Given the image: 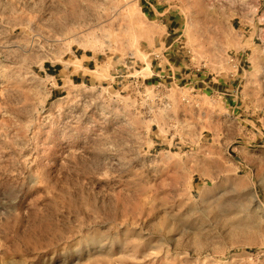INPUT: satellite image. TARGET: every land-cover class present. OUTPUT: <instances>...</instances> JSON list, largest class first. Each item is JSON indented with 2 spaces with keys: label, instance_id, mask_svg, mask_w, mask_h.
<instances>
[{
  "label": "rangeland",
  "instance_id": "1",
  "mask_svg": "<svg viewBox=\"0 0 264 264\" xmlns=\"http://www.w3.org/2000/svg\"><path fill=\"white\" fill-rule=\"evenodd\" d=\"M254 30L264 66V0H0V264H264V137L151 82Z\"/></svg>",
  "mask_w": 264,
  "mask_h": 264
},
{
  "label": "crops",
  "instance_id": "2",
  "mask_svg": "<svg viewBox=\"0 0 264 264\" xmlns=\"http://www.w3.org/2000/svg\"><path fill=\"white\" fill-rule=\"evenodd\" d=\"M172 23L175 24L173 21ZM257 34L262 35V31L254 30L250 32V35L241 43V48L236 54L240 64L239 68L235 70L229 66L228 74L219 79L209 76L211 74L194 73L187 64L182 63L177 58L179 56L176 57L175 54V51H179L176 47L180 36L175 33L173 36L168 34L170 37L169 45L164 50L167 57L165 60H161L158 66H152L153 78L151 77V82L163 86L165 84L172 86L176 81L184 83L181 88L184 91L187 90L186 92L191 95L182 96L173 102L186 115L197 112L194 98L198 97L199 94H194V92L203 93L201 96H203L204 102L207 97L210 98L209 94L213 95L211 100L217 98L220 100L224 105V113L237 130V134L234 135L233 130L227 129L225 136L241 138L240 144L245 142V137L254 138V141H257V146H259L264 137V126L259 124L264 121V66L261 60L263 56H261L257 47ZM170 47L174 48L172 54L168 51ZM86 61H84V66L90 63ZM87 68L89 67L87 66ZM217 111L209 110L208 112L212 116L213 113H218ZM184 119L187 122L195 120V118L189 116ZM252 121L255 126L248 128L247 125L251 124Z\"/></svg>",
  "mask_w": 264,
  "mask_h": 264
},
{
  "label": "built area",
  "instance_id": "3",
  "mask_svg": "<svg viewBox=\"0 0 264 264\" xmlns=\"http://www.w3.org/2000/svg\"><path fill=\"white\" fill-rule=\"evenodd\" d=\"M166 52L163 51L162 53H157L154 54V59H158L159 61L162 60L163 58L167 57L166 56ZM229 63L231 64L232 68H234L235 70L239 68L240 64L238 63V57L235 54H229Z\"/></svg>",
  "mask_w": 264,
  "mask_h": 264
}]
</instances>
